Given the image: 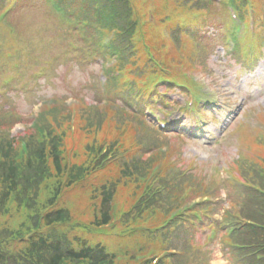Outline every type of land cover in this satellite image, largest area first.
Here are the masks:
<instances>
[{
	"label": "trees",
	"instance_id": "16d2710c",
	"mask_svg": "<svg viewBox=\"0 0 264 264\" xmlns=\"http://www.w3.org/2000/svg\"><path fill=\"white\" fill-rule=\"evenodd\" d=\"M59 1L66 7L73 2L79 3V8L71 9L70 22L61 27L57 25V34L49 41L29 42L33 48L31 58L16 69L14 82H4L14 60L9 64L11 58L7 61L4 56L0 70V264H117L116 253L104 242L91 243L78 230L73 232L79 222L74 220L68 208L59 206L63 191L97 168L114 166L118 169L117 175L108 177L101 186L93 189L96 217L92 224L96 225L94 230H99L98 226H107L113 221L114 205L121 188L133 186L137 194L151 166L167 156L157 149L165 141L164 134L138 113L129 114L117 102L113 107L101 108L99 104L80 107L77 132L73 136L70 132L71 110L64 105L45 109L33 125L28 126L25 134L13 135L14 123L23 119L14 99L21 91L29 93L25 77L38 61L39 56L34 51L42 50L44 54L47 48L59 50L60 53L51 58L54 64L49 74H57V68L69 62L78 64L85 71L91 63L89 55L103 56L102 52H111L104 51L102 31L118 28L112 52H119L122 60L112 72L111 90L121 85L116 72L122 73L128 65L132 70L137 69L135 77L144 78L146 82L149 78H152L149 83L167 78L171 82L169 87L184 85L191 83V76L175 69L173 64L188 60L185 66L210 71L209 59L214 49L205 47L206 39H216L211 28L219 25L216 30L222 31L226 15L224 0H171L183 14L202 8L207 11V16L202 20L201 28L191 32L196 41L194 45L182 37V25H175L171 34L173 48L170 49L166 38L161 44L157 43L160 31L156 22H148L149 4L139 6L135 0ZM158 1L163 4L164 0ZM242 3L244 17L248 18L253 10L257 19L256 36L247 31L249 45L235 54L240 62L248 65L264 51V0H242ZM160 10L161 7L158 17ZM8 22L23 32L14 17ZM159 23L162 24V17ZM4 28L6 30L7 24L2 23L0 33ZM144 29H147L145 33ZM49 43L51 45L47 46ZM25 49L18 48L17 55L24 54L28 58ZM4 51L0 45V53ZM152 55L159 60L164 58L167 69L173 73L160 72L155 64L152 67ZM90 85L94 99L99 103L104 97L99 83ZM252 138L253 151L257 154L242 153L232 160L234 179L224 177L221 169L216 167L213 173L216 182L213 180L209 185L216 199L195 209L204 217L221 214L215 226L227 256L236 264H264V131L253 133ZM22 140L26 141L25 148L21 145ZM105 148L108 151L102 155V160H96ZM110 153L115 155L112 159H108ZM179 157L165 163L160 173L162 191L156 194L152 190L137 209L122 216L118 224L128 223V233L134 232L136 221L145 222L147 216L168 213L185 199V194L195 196L204 187V176L199 172L183 176L187 164L181 151ZM222 188L226 189L225 196H219ZM195 210L183 219L175 220L163 233L154 235L165 246L169 244L181 252L173 256L172 264H201L212 250H204L201 243L194 241L200 226L213 224L200 222ZM184 221L189 223L188 227L178 232Z\"/></svg>",
	"mask_w": 264,
	"mask_h": 264
},
{
	"label": "rangeland",
	"instance_id": "374dc122",
	"mask_svg": "<svg viewBox=\"0 0 264 264\" xmlns=\"http://www.w3.org/2000/svg\"><path fill=\"white\" fill-rule=\"evenodd\" d=\"M39 5L44 11L43 3L39 2ZM43 15L44 17L39 12H32L31 15L23 17L22 21L18 17L14 18L21 25L22 29L25 30L27 28L25 18L32 21L33 28H37L41 24L46 23L47 18L49 19L48 16ZM2 35L4 34L0 33V37ZM36 35L43 36L44 32L40 31ZM10 36L13 37L14 34ZM22 43L23 40L21 38L13 41L14 46H18L16 44L22 45ZM24 46H26V41H24ZM45 54L55 53L49 49ZM210 63L211 72L208 71L207 73L202 70L204 72L203 74H206L207 77L205 82L207 84L209 82L216 89L217 93L222 92V102L225 100L228 101L230 98L232 99L229 103L230 105L226 106L225 112L220 114L221 119L226 120L227 113L232 109L239 111L243 107V110H247L248 115L243 117L242 114L240 118L244 119L250 128L264 126V121L261 118V114L264 111V55L262 54L259 63L251 69V72L245 68L241 69L238 64L228 63V59H220V55H213ZM95 67L98 69L100 65L93 64L87 71L81 70L76 65L62 66L59 69V74L52 75L48 81L42 75L39 84L30 82L25 77V81H28L30 84L28 87L30 92L22 91L21 95L26 96L29 94L31 99L27 101L25 98L18 97L16 100L14 99V104H16L20 111H33L34 103L37 100L52 95H67L69 97L81 95L85 96L87 100L92 101L94 94L91 88L88 87L87 81L91 83L95 82L96 79L94 80L91 77V74L95 72ZM174 95L175 100H179L180 103L184 101L177 93ZM180 115L178 114L175 120ZM216 117H219L217 113ZM212 128L213 135L210 136L213 137L212 139H203L202 135H200V139L197 141L185 142L181 147L184 151L185 162L191 161L195 165L201 166L205 171L199 175L204 176L202 177L204 181L208 175L211 181L214 180L216 182V177L212 173L215 172L216 167L231 166L230 164L238 151L236 144L237 138L243 146L241 150H244L246 155L257 153L253 151L251 143L253 139L252 134L255 133V130H246L239 133L226 131L224 133V139H221L222 141L219 142L217 139L221 127L218 124ZM16 129L19 130L18 128ZM192 160H195V162ZM117 173L118 169L114 166H110L108 169L98 168L82 181L64 189L59 206L68 208L73 213L74 220L79 222L75 225L73 232L78 230V233L87 238L91 243L104 242L110 251L116 253L117 264H155L153 261H149L155 256L161 261L166 260L165 257H167L168 251H166L164 243L159 241V238L154 237V228H146L144 233L142 230L143 222L136 221L134 232L128 233L129 224L124 223L120 225L118 224L120 221H116L121 219L123 213L135 204L136 195L133 186H128V189L126 187L121 188L114 209V215L116 217L114 223L110 226H98L100 229L94 230L96 225L92 224V222L96 217V208L93 205L94 200L92 199L93 189L101 186L105 179L112 175H117ZM219 196H225L224 188L221 190ZM218 216L220 217V213H218ZM202 238L204 241V236ZM213 248V251H209L212 254V260L208 264H230L222 252L220 243H214ZM127 252L130 254H126ZM169 263L170 260L167 259L163 264Z\"/></svg>",
	"mask_w": 264,
	"mask_h": 264
},
{
	"label": "bare ground",
	"instance_id": "6f19581e",
	"mask_svg": "<svg viewBox=\"0 0 264 264\" xmlns=\"http://www.w3.org/2000/svg\"><path fill=\"white\" fill-rule=\"evenodd\" d=\"M40 6L38 3L36 2H32V3H28L24 6H22L21 8L18 9V14H23V13H29V12H40ZM25 98L27 101H30L31 97L30 95H23V96H17L16 98Z\"/></svg>",
	"mask_w": 264,
	"mask_h": 264
}]
</instances>
